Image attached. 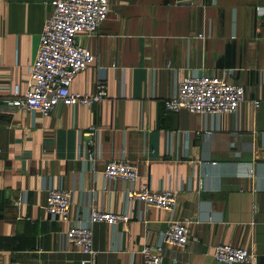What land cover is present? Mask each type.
Masks as SVG:
<instances>
[{
	"label": "crops",
	"instance_id": "crops-1",
	"mask_svg": "<svg viewBox=\"0 0 264 264\" xmlns=\"http://www.w3.org/2000/svg\"><path fill=\"white\" fill-rule=\"evenodd\" d=\"M53 1L0 0V101L15 85L19 96L27 90ZM77 43L92 59L70 91L93 94L102 79L104 101L47 116L0 110V264L88 261L64 234L87 225L92 208L130 217L91 225L94 264H143V248L162 246L168 225L183 220L198 241L163 247L162 264H218V245L264 264V0H110L98 31ZM224 74L244 88L235 113L165 110L182 79ZM112 160L135 164L140 179H105ZM141 184L173 192L174 210L130 202ZM50 190L71 193L69 222L45 212Z\"/></svg>",
	"mask_w": 264,
	"mask_h": 264
},
{
	"label": "built area",
	"instance_id": "built-area-1",
	"mask_svg": "<svg viewBox=\"0 0 264 264\" xmlns=\"http://www.w3.org/2000/svg\"><path fill=\"white\" fill-rule=\"evenodd\" d=\"M110 11V0H54L50 4V15L40 34L37 54L28 66V88L19 96L17 85L12 87L13 99L0 101L3 107L26 113L47 116L59 105L90 107L100 104L106 98V83L98 80L93 94H78L70 91L74 78L89 67L91 53L77 43L81 34L93 36ZM227 75L187 77L181 80L176 92L164 103L168 112L186 110L192 114H233L244 102V88L229 83ZM254 107L259 106L255 101ZM91 144V143H89ZM87 159L95 160L93 151H87ZM103 177L120 179L135 184L139 173L135 164L112 160L106 163ZM130 202L137 201L147 207L172 212L176 206L175 194L171 191L155 192L141 184L137 189L127 191ZM71 193L65 190H50L46 194L44 210L53 219L62 223L70 221ZM130 217L125 214H111L90 210L88 224H74L64 234L65 241L77 253L88 258L80 264H94L96 252L93 249L91 225L108 224L125 226ZM189 221H174L162 234V246L145 247L140 252L143 264H162L163 247L184 249L188 243H196V237L189 234ZM218 264H254L255 255L246 248L218 245L212 252ZM176 264L175 261L172 262Z\"/></svg>",
	"mask_w": 264,
	"mask_h": 264
}]
</instances>
